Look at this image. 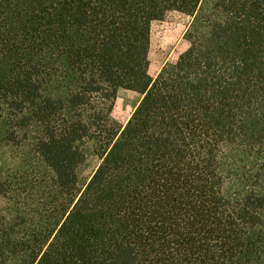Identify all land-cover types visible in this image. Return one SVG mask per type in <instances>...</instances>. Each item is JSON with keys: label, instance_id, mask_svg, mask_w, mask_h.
I'll use <instances>...</instances> for the list:
<instances>
[{"label": "trees", "instance_id": "16d2710c", "mask_svg": "<svg viewBox=\"0 0 264 264\" xmlns=\"http://www.w3.org/2000/svg\"><path fill=\"white\" fill-rule=\"evenodd\" d=\"M174 12L201 28L152 77ZM0 146V264H264V0H0Z\"/></svg>", "mask_w": 264, "mask_h": 264}, {"label": "rangeland", "instance_id": "374dc122", "mask_svg": "<svg viewBox=\"0 0 264 264\" xmlns=\"http://www.w3.org/2000/svg\"><path fill=\"white\" fill-rule=\"evenodd\" d=\"M200 22L192 16L181 13H170L161 21H152L147 25V45L149 74L155 77L161 67L173 62L186 50L187 42L184 34L187 31H198ZM141 95L137 92L121 90L114 103L113 119L120 125H125L134 108L139 103ZM16 149L0 146V166H14L19 160ZM17 159V160H16ZM100 163V157L94 145H88L85 159L78 168V185L83 186L93 175Z\"/></svg>", "mask_w": 264, "mask_h": 264}]
</instances>
